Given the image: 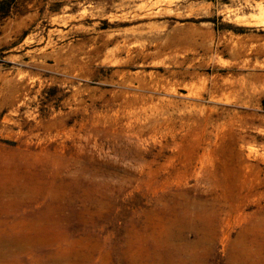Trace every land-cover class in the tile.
Listing matches in <instances>:
<instances>
[{"label":"rangeland","instance_id":"1","mask_svg":"<svg viewBox=\"0 0 264 264\" xmlns=\"http://www.w3.org/2000/svg\"><path fill=\"white\" fill-rule=\"evenodd\" d=\"M0 264H264V0L0 15Z\"/></svg>","mask_w":264,"mask_h":264},{"label":"trees","instance_id":"2","mask_svg":"<svg viewBox=\"0 0 264 264\" xmlns=\"http://www.w3.org/2000/svg\"><path fill=\"white\" fill-rule=\"evenodd\" d=\"M15 1L16 0H0V15L2 17L9 13L12 4L15 3Z\"/></svg>","mask_w":264,"mask_h":264}]
</instances>
